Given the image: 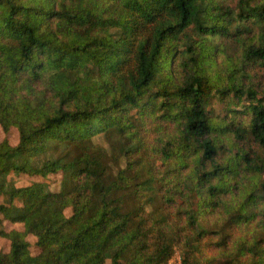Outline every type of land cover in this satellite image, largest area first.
<instances>
[{"label": "trees", "instance_id": "16d2710c", "mask_svg": "<svg viewBox=\"0 0 264 264\" xmlns=\"http://www.w3.org/2000/svg\"><path fill=\"white\" fill-rule=\"evenodd\" d=\"M0 126V264H264V0H0Z\"/></svg>", "mask_w": 264, "mask_h": 264}, {"label": "rangeland", "instance_id": "374dc122", "mask_svg": "<svg viewBox=\"0 0 264 264\" xmlns=\"http://www.w3.org/2000/svg\"><path fill=\"white\" fill-rule=\"evenodd\" d=\"M217 112L221 111L220 106L214 108ZM4 139H6L10 145L15 146L18 143V132L16 127L12 126L9 128L7 132H4L0 126V142H2ZM55 152L54 146L50 145V152ZM56 153V152H55ZM47 157V156H46ZM33 160V158H31ZM35 160V159H34ZM9 182H11L14 186L20 187V186H26L29 185L32 182H43L46 184V187L51 191H59L62 185V182L64 180V173L62 171H58L56 173H50L45 177L38 176V175H28L23 173H18L16 171L10 172L5 179ZM0 202H6V196L1 195L0 196ZM14 203L16 205H21V200L16 199L14 200ZM70 210L66 209L65 214H69ZM3 228L7 231L15 229L22 231L23 225L21 223H12L8 220H4ZM26 240L29 242V251L31 254L35 255L39 252V248L36 246V237L32 234L26 235ZM9 249V241L5 238L0 237V251L7 252ZM179 254L176 251L172 259L170 260L171 263H179Z\"/></svg>", "mask_w": 264, "mask_h": 264}]
</instances>
